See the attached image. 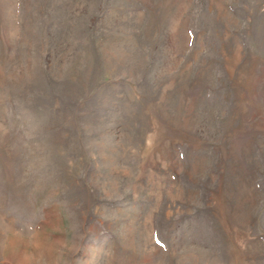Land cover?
I'll list each match as a JSON object with an SVG mask.
<instances>
[{
  "label": "rangeland",
  "instance_id": "obj_1",
  "mask_svg": "<svg viewBox=\"0 0 264 264\" xmlns=\"http://www.w3.org/2000/svg\"><path fill=\"white\" fill-rule=\"evenodd\" d=\"M0 264H264V0H0Z\"/></svg>",
  "mask_w": 264,
  "mask_h": 264
}]
</instances>
